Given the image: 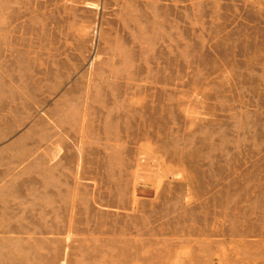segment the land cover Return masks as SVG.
Here are the masks:
<instances>
[{
    "label": "rangeland",
    "instance_id": "rangeland-1",
    "mask_svg": "<svg viewBox=\"0 0 264 264\" xmlns=\"http://www.w3.org/2000/svg\"><path fill=\"white\" fill-rule=\"evenodd\" d=\"M0 264H264V0H0Z\"/></svg>",
    "mask_w": 264,
    "mask_h": 264
}]
</instances>
